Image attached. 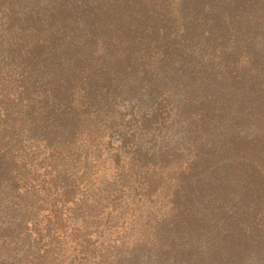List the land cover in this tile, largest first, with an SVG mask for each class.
I'll use <instances>...</instances> for the list:
<instances>
[{
  "label": "trees",
  "instance_id": "trees-1",
  "mask_svg": "<svg viewBox=\"0 0 264 264\" xmlns=\"http://www.w3.org/2000/svg\"><path fill=\"white\" fill-rule=\"evenodd\" d=\"M0 264H264V0H0Z\"/></svg>",
  "mask_w": 264,
  "mask_h": 264
}]
</instances>
